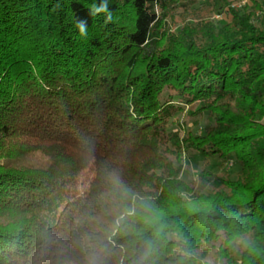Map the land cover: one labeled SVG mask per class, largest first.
<instances>
[{
  "label": "trees",
  "instance_id": "obj_1",
  "mask_svg": "<svg viewBox=\"0 0 264 264\" xmlns=\"http://www.w3.org/2000/svg\"><path fill=\"white\" fill-rule=\"evenodd\" d=\"M170 1L108 0L105 24L100 0H0V264H264V4L161 47ZM26 150L49 165L15 167ZM186 155L240 168L197 192Z\"/></svg>",
  "mask_w": 264,
  "mask_h": 264
},
{
  "label": "rangeland",
  "instance_id": "obj_2",
  "mask_svg": "<svg viewBox=\"0 0 264 264\" xmlns=\"http://www.w3.org/2000/svg\"><path fill=\"white\" fill-rule=\"evenodd\" d=\"M258 1L264 4V0ZM217 2L220 4L222 3V0H171L170 2H168L169 6L163 11L165 13L162 16L160 24L161 27L159 29L160 34H158L157 36V44L161 47H164L168 41L167 36L169 35V33H177L183 28H189L205 21H219L221 18L216 13L215 9V6L218 4ZM246 2L247 0H238L236 1V3L232 4V6L235 7V9H239L242 8V6L246 4ZM217 24H219V22ZM197 104L200 103L197 102ZM193 107L195 106L193 105ZM201 116H203V124H207V118L205 117V115H191L189 116V118H184L186 121V127L193 129V121ZM179 117H182V115H180ZM259 123L264 125V119ZM2 155L3 153H0V161L4 162L6 161V159L1 158ZM187 155L182 165V179L187 182L192 181V184L196 187L197 192L207 190L211 185L212 178L210 179V182L204 183H202V181L199 179L198 174L200 173L202 168L206 167L214 172L215 175L222 177L227 176V174H229L228 171H230V174H232V176L234 177L235 174L238 173L240 168L239 164L233 159L229 160L228 162L226 161L225 163H223V165L220 166V160L211 157L208 164L206 165L203 162L204 160H202L198 155L193 158H189ZM13 162L15 164L14 166L20 169H26L28 167L29 169L46 168L50 163L49 157L43 154V152L35 151L29 153L27 152V150L25 152H22V154L18 156ZM230 162H233L232 165H230ZM61 165L62 164H60L58 167H60ZM93 176L94 171L93 165L91 164L89 165V167L84 169L80 178L78 179L77 184L70 189V194L73 198H77L80 194L85 193L89 189L93 180ZM2 223H5V220H0V224ZM241 244V241L239 243H236V250L241 249V247H239L241 246Z\"/></svg>",
  "mask_w": 264,
  "mask_h": 264
},
{
  "label": "clouds",
  "instance_id": "obj_3",
  "mask_svg": "<svg viewBox=\"0 0 264 264\" xmlns=\"http://www.w3.org/2000/svg\"><path fill=\"white\" fill-rule=\"evenodd\" d=\"M59 7H60L59 4L55 6V8H59ZM100 14H105V20H104L105 24L111 23L113 21V14L109 8L108 0H100L99 4H93L89 8V15L91 17H95ZM75 26L78 28L79 34L81 36L87 35L88 27L86 20L76 18Z\"/></svg>",
  "mask_w": 264,
  "mask_h": 264
}]
</instances>
